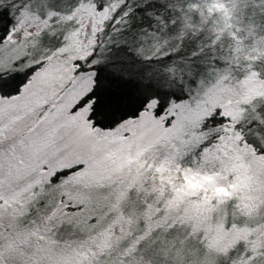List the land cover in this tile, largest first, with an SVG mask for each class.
<instances>
[{
	"label": "snow or ice",
	"instance_id": "obj_1",
	"mask_svg": "<svg viewBox=\"0 0 264 264\" xmlns=\"http://www.w3.org/2000/svg\"><path fill=\"white\" fill-rule=\"evenodd\" d=\"M179 3L0 0V264H264V55Z\"/></svg>",
	"mask_w": 264,
	"mask_h": 264
},
{
	"label": "rangeland",
	"instance_id": "obj_2",
	"mask_svg": "<svg viewBox=\"0 0 264 264\" xmlns=\"http://www.w3.org/2000/svg\"><path fill=\"white\" fill-rule=\"evenodd\" d=\"M241 0H195L191 7L196 11L197 24L207 27L208 31L214 34L232 35V29L238 26L237 20L234 17V8ZM205 24V25H203ZM239 27V26H238ZM235 51H238L245 59L248 58V53L254 54V34L245 30L238 34V37L231 45ZM254 57V56H253ZM169 183H177L175 176H166L164 178ZM202 187L200 184H191L189 182L188 188L192 190H199ZM214 195L223 196V193L217 192ZM247 214V213H246ZM253 215L255 214L253 210Z\"/></svg>",
	"mask_w": 264,
	"mask_h": 264
},
{
	"label": "trees",
	"instance_id": "obj_3",
	"mask_svg": "<svg viewBox=\"0 0 264 264\" xmlns=\"http://www.w3.org/2000/svg\"><path fill=\"white\" fill-rule=\"evenodd\" d=\"M173 3H176V0H173ZM181 5H183L186 9H188L186 13H183L181 15V19L183 21L181 25L182 29H187L188 31H191L193 29L201 30L202 26L197 24L198 17L196 15L194 16L193 12H191L192 11V8H190L192 5L191 0H189V2L186 4L184 3V0H180V3L177 4V7H180ZM234 17L236 18L239 27L242 26L245 30L251 32L250 26L243 23L244 13H243L242 0L234 8ZM257 26L259 27V24ZM202 30H204V36L206 39L214 35L213 32L208 31L207 27L205 28L203 27ZM225 43H227V41H225ZM254 46L255 49H254L253 58H258L259 56L264 55V39H261L260 37L254 35ZM158 238L161 239V242H163L162 237H158Z\"/></svg>",
	"mask_w": 264,
	"mask_h": 264
}]
</instances>
